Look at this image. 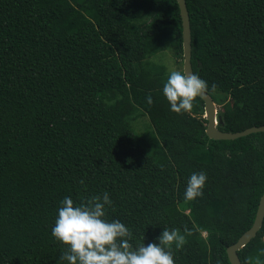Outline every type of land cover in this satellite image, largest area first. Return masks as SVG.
Here are the masks:
<instances>
[{"label":"trees","instance_id":"1","mask_svg":"<svg viewBox=\"0 0 264 264\" xmlns=\"http://www.w3.org/2000/svg\"><path fill=\"white\" fill-rule=\"evenodd\" d=\"M185 1L192 69L217 103V128L264 124V0ZM177 5L0 0V264H67L51 234L59 201L104 191L106 218L129 226L133 246L175 229V264H231L226 247L264 191V131L213 139L201 97L170 109V71L151 56L171 48L183 71ZM201 170L204 194L185 199ZM263 236L264 218L237 250L243 264H264Z\"/></svg>","mask_w":264,"mask_h":264},{"label":"clouds","instance_id":"2","mask_svg":"<svg viewBox=\"0 0 264 264\" xmlns=\"http://www.w3.org/2000/svg\"><path fill=\"white\" fill-rule=\"evenodd\" d=\"M208 87V82L197 73L172 69L162 91L170 109L181 113L191 110L194 98ZM146 101L153 103L151 94L146 95ZM215 105L217 118L216 102ZM206 180L204 170L192 172L187 178L184 198L191 200L202 196ZM111 204L108 191L92 195L86 202L77 203L67 195L59 201L51 234L66 245V249L61 251L60 261L67 264H175L173 251L168 245L183 239L178 237L175 229L163 228L157 237L159 242H141L133 246L130 243L133 233L129 226L120 219L106 218V206Z\"/></svg>","mask_w":264,"mask_h":264},{"label":"water","instance_id":"3","mask_svg":"<svg viewBox=\"0 0 264 264\" xmlns=\"http://www.w3.org/2000/svg\"><path fill=\"white\" fill-rule=\"evenodd\" d=\"M178 11L180 12L182 25V70L193 72L191 64V28L189 13L186 10L185 0H176ZM199 97L202 98L204 104V113H206V129L208 137L213 139H233L251 132L264 131V124L251 125L238 131H223L217 128L216 105L213 98L204 90ZM264 218V191L262 192L258 202L255 217L252 224L246 229L238 239L226 247V253L231 264H243L239 259L237 250L245 245L253 236L262 224Z\"/></svg>","mask_w":264,"mask_h":264},{"label":"rangeland","instance_id":"4","mask_svg":"<svg viewBox=\"0 0 264 264\" xmlns=\"http://www.w3.org/2000/svg\"><path fill=\"white\" fill-rule=\"evenodd\" d=\"M151 60L157 64L163 65L169 71L172 69L178 70L180 68L178 60L175 58L174 53L172 52L171 48H168V47L152 55ZM146 122H148V119L146 116L137 117L132 120V123L137 131H143L144 127L142 123L144 124ZM186 211L189 212V209H187ZM203 234H205V231H203ZM262 241H264V236L262 237Z\"/></svg>","mask_w":264,"mask_h":264}]
</instances>
